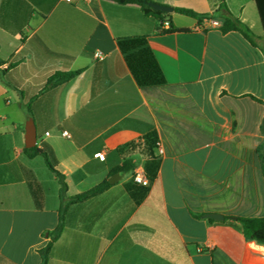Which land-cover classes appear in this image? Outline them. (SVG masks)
Masks as SVG:
<instances>
[{"label":"crops","instance_id":"1","mask_svg":"<svg viewBox=\"0 0 264 264\" xmlns=\"http://www.w3.org/2000/svg\"><path fill=\"white\" fill-rule=\"evenodd\" d=\"M151 2L208 14L218 26L173 11L168 19L179 31L162 34L136 5L0 0V264H41L62 206L43 158L24 154L29 118L68 197L112 178L124 159L144 169L140 154L120 148L151 131L161 160L139 205L124 189L132 171L70 206L47 264H264V245L232 219L264 217L256 155L264 142V28L255 0H225L254 45L220 32L226 14H214L217 0ZM132 37L146 38L164 86L136 84L116 44ZM79 69L40 92L55 72ZM209 213L224 219L210 221Z\"/></svg>","mask_w":264,"mask_h":264},{"label":"trees","instance_id":"2","mask_svg":"<svg viewBox=\"0 0 264 264\" xmlns=\"http://www.w3.org/2000/svg\"><path fill=\"white\" fill-rule=\"evenodd\" d=\"M118 5H136L140 8L142 14L146 17H151L157 21V31L162 34H168L179 31L168 19L169 13H163L160 11H155L148 6V3L151 0H110ZM258 16L264 28V0H255ZM174 12L191 17L195 19L198 24H201L203 20H210L211 16L208 14H198L192 10L184 8H174ZM218 12L224 13L222 22L220 24L219 30L221 33H228L231 31L241 33L252 45H254L252 40V33L241 22L234 18L228 11L226 7L225 0H217V7L214 11V14ZM168 23V28L164 29L163 24ZM117 47L122 54L124 61L134 78L136 84L141 89H148L153 87H160L166 84L164 75L148 46L147 40L144 37H132V38H123L116 41ZM0 60V66L2 65ZM13 64L8 65L11 67ZM82 72V69L69 71V72H55L51 75L40 92L50 90L54 87H57L63 83L68 82L72 78L76 77ZM27 113L30 115V105H26ZM158 138L155 131H151L145 134L137 142H130L123 146L121 149L122 154H140L144 162V171L146 177L148 178L149 184L147 186H140L130 179L125 185L124 189L129 196V198L134 202V204L139 205L146 198L150 183L156 178L157 173L160 168L161 160L155 154V149L157 147ZM24 154L28 158H34L40 156L43 158L44 163L49 171H51L57 178L60 185V198L62 201V206L59 210L58 224L54 230L46 233L49 237V242L47 245L39 251L41 257V264L48 263V257L52 244L60 237L64 229V220L67 209L74 205L84 203L92 198H95L102 193H104L111 184L108 180H104L100 184L92 187L91 189L80 193L78 195L68 197L66 196L67 186L64 182V177L60 174L50 162L48 153L46 150L39 149L36 146L32 148H25ZM256 155L260 165L262 177H264V142H262L256 148ZM135 169V164L128 159H124L123 162L114 169L113 173L116 174H128L132 173ZM29 186L34 191L35 182L32 181L29 183ZM228 219V218H226ZM211 221V219H209ZM236 221L239 223L242 234L244 237L253 241L257 244L264 245V217H241L237 218Z\"/></svg>","mask_w":264,"mask_h":264},{"label":"water","instance_id":"3","mask_svg":"<svg viewBox=\"0 0 264 264\" xmlns=\"http://www.w3.org/2000/svg\"><path fill=\"white\" fill-rule=\"evenodd\" d=\"M148 6L155 11H160L163 13L173 12V8L171 6H163L160 4L153 3V2H149ZM24 139H25V141H24L25 148L35 147V145H36V134H35L34 125H33L31 118H29L27 123H26ZM118 179H119V174H114L112 176V178L108 179V182L110 184H113ZM205 218L213 219L215 221H222L224 219V217L222 215L216 214V213L206 214ZM232 219L236 220L235 217H233Z\"/></svg>","mask_w":264,"mask_h":264},{"label":"built area","instance_id":"4","mask_svg":"<svg viewBox=\"0 0 264 264\" xmlns=\"http://www.w3.org/2000/svg\"><path fill=\"white\" fill-rule=\"evenodd\" d=\"M66 1H71V0H66ZM209 26L212 27H217L218 23L212 20H209ZM165 25H167V23H165ZM94 57L98 60H102L103 59V54L101 52H96L94 54ZM63 135H67L66 132L63 133ZM158 146V144H157ZM159 153H162V150L159 148L158 149ZM96 157H99L101 159H103V156H100L99 154L96 155ZM131 180L132 182L140 185V186H147L149 184L148 178L146 177L145 171L142 167H137L133 170L132 176H131Z\"/></svg>","mask_w":264,"mask_h":264},{"label":"rangeland","instance_id":"5","mask_svg":"<svg viewBox=\"0 0 264 264\" xmlns=\"http://www.w3.org/2000/svg\"><path fill=\"white\" fill-rule=\"evenodd\" d=\"M32 94L30 93L29 95H28V97H30ZM123 178H124V176H123Z\"/></svg>","mask_w":264,"mask_h":264}]
</instances>
